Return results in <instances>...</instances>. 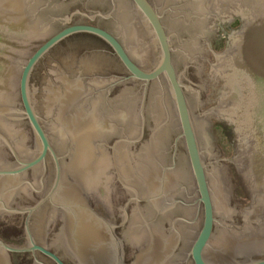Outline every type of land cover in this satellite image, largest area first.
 <instances>
[{
  "label": "water",
  "instance_id": "obj_1",
  "mask_svg": "<svg viewBox=\"0 0 264 264\" xmlns=\"http://www.w3.org/2000/svg\"><path fill=\"white\" fill-rule=\"evenodd\" d=\"M20 16L30 18L22 22ZM236 17L240 27L226 33L222 25L229 27ZM217 25L227 35L221 53L214 51L220 39ZM75 33L106 41L127 69V78L145 83L166 78L203 210L189 253L193 264H264V0H0V202L15 192L12 201L25 205L36 192L46 191L24 209L28 218L47 203L67 210L55 199L63 179L61 166L35 111L29 81L45 54ZM215 122L234 147L230 158L219 156ZM14 149L25 160L38 154L12 168L17 163ZM48 154L49 179L42 177V166L36 167L21 176L29 188L33 184V195L16 192L15 175ZM221 160L236 165L249 197L241 209L232 202L234 183ZM81 194L85 216L101 231L103 223ZM2 208L0 204V213ZM108 232L114 235V227L108 225ZM7 250L23 249L0 239V264H9ZM116 257L115 264H122L120 246Z\"/></svg>",
  "mask_w": 264,
  "mask_h": 264
},
{
  "label": "rangeland",
  "instance_id": "obj_2",
  "mask_svg": "<svg viewBox=\"0 0 264 264\" xmlns=\"http://www.w3.org/2000/svg\"><path fill=\"white\" fill-rule=\"evenodd\" d=\"M240 24L241 19L236 17L228 24L230 28L226 24H223L222 28L226 33L230 34L232 33L231 29L240 27ZM217 28L220 39L218 43L214 44V51L221 53L226 49L227 35L224 34L220 25H217ZM88 67L90 66L85 67L87 69L80 68V64L77 61L74 62L73 68L66 66L64 68L63 65L55 60L49 65L41 62L31 74L29 81V91L35 111L44 126L55 153L59 157L63 178L62 184L65 181L66 184L75 189L79 194V198L77 195L76 197L62 198L59 193L55 198L57 200L56 202L67 205V210L63 211L65 224L67 225L69 222H73L76 228L78 226L95 228L96 231L91 233L79 232L77 237L81 241L87 240L89 242L93 240L96 243L95 245L103 246V248L100 247L103 251L99 254L101 257L99 255L97 256V260L95 257H90L88 258L89 261H80L73 253L74 257L70 255L69 251L63 248V244L58 242L52 244L64 254L71 264H107L104 261L115 264L119 246L124 258L122 264H148L151 251L145 248L141 252V248L148 245L150 239L149 233L155 230L161 239H165L164 243H169L167 239L171 235H174L173 242L169 253L165 255L166 257L163 256L165 258L161 260V263L150 262L149 264H168L166 263L168 262L167 260L170 261L169 264H193L189 253L196 235L202 226L203 210L202 206H199L198 203L196 184L184 140L180 136L181 127L173 96L166 78L160 76L158 79L149 81L148 83L126 80L116 87L117 92L112 97L104 89L98 92L92 91L94 85L102 86L104 79L95 77L96 74L91 75L94 69ZM86 74H90L91 77L87 78ZM65 78L80 80L83 88L85 84L86 90H83L84 93L82 92V95H87L89 98L86 100L88 103L86 110L91 111L95 109L101 119L110 122L112 130H105L101 135L105 143H108L110 146L120 141L114 149L115 153H113L115 157H113V164L117 166V171L113 170L111 174H108V178L110 177L113 180L114 187L117 188L111 199L115 216L122 218L124 213L121 210L125 204L127 208V221L119 231L122 236L117 234L115 230L116 224L111 223L117 239L114 235L111 236L109 232L107 236V231L103 226L101 228L104 229L100 231L98 225H95L97 223H93L91 219L89 221V218L85 216L86 211L83 209L84 203L81 191L86 192L89 190L86 186L89 183L91 184V180H94V177L96 178V174H98L95 180L96 183H99L100 189L105 191L107 184H105V180L99 178L103 167L102 165L106 161L103 157L104 151L101 153V159L95 163L94 156L92 157V154L94 155L92 145L96 142L93 137L88 138L89 140L87 138L83 139L81 143L82 148L76 146L70 137H62L58 131L59 122L56 117V113L58 112L57 103L50 102L48 104L47 102L49 90L63 88L62 79ZM117 94L118 96L116 97ZM84 99L78 106L83 103ZM106 101L109 102L108 105ZM93 102L94 104L96 103V106ZM76 109L74 107L71 113L74 114ZM213 130L217 138V147L220 150L219 156L221 158L232 157L234 155V147L227 137L224 127L215 122L213 123ZM155 139L157 142L158 158L157 161L153 162L151 168L156 167L160 172L166 171L168 175L173 176L176 182L174 189L172 188L171 196H163L162 198L164 202L168 198L170 200H176L175 204L170 203L172 205H169L167 211H158L156 206L153 205L152 201L148 198V187L143 183L141 177L145 171L147 161L148 154H146V149L149 148L151 141L153 142ZM86 155L90 158V161L93 160L92 164L96 168L95 174L90 170V166L87 165L89 163H83L84 158L87 157ZM83 156L85 157L83 158ZM77 159L81 161L76 163L75 160ZM116 159L119 162L118 164H116ZM221 162L228 166L230 176L234 183L232 202L241 209L248 204L249 197L245 194L240 184L236 165L228 160H221ZM78 204L81 205L82 209L78 210L77 208L75 211L72 207L74 205L77 207ZM91 213L93 214V211ZM96 215L99 220L104 221L105 217L101 209L98 210ZM194 217L196 219L193 221ZM175 218L178 220L174 225ZM100 234L104 241L100 240L97 242L96 239L94 241L95 235L99 237ZM67 235L68 237L65 235L67 243L69 242V246L74 250L76 255L82 258L84 254H79L78 250L86 242L81 243L78 240L79 243L77 242V247H75L73 244L76 243L71 242L74 238L70 240L69 233ZM123 244L126 253H124ZM135 250L137 253L135 252L132 255V252ZM125 257L128 259L127 261Z\"/></svg>",
  "mask_w": 264,
  "mask_h": 264
},
{
  "label": "flooded vegetation",
  "instance_id": "obj_3",
  "mask_svg": "<svg viewBox=\"0 0 264 264\" xmlns=\"http://www.w3.org/2000/svg\"><path fill=\"white\" fill-rule=\"evenodd\" d=\"M221 5H222V3H221ZM14 13H16V12H13V14ZM20 18H21V21L23 22V20L25 21L27 18L29 19L30 17L20 16ZM73 24H80V23H73ZM85 24H89V23H85ZM69 25H71V24H69ZM91 25H93V24H91ZM65 26H67V25H65ZM95 26H98V25H95ZM99 27H101V26H99ZM101 28H103V27H101ZM12 29H14V31H15V29H16L15 25ZM103 29H105V28H103ZM105 30H107V29H105ZM107 31H109V30H107ZM111 34H113V33H111ZM52 35L47 37L45 40L50 38ZM126 51H127V49H126ZM127 53H128V51H127ZM54 60L57 61L59 64L63 65L64 68H65V66L68 68H73L74 62H76V61L80 64V68H82V69L87 67V66H90L88 68L94 69L92 71L91 75L96 74L95 77H101L104 79L103 85L102 86L94 85L92 91L98 92V91H101L104 89V90H106L107 94L109 96H112V97L117 92L116 87L120 83H123L126 80L141 81V80H137V79L127 78L128 71L125 68V66L123 65V63L121 62V60L119 59V57L115 54L114 49L106 41H104L102 38H100L94 34H90V33H75V34H72V35L64 38L63 40L58 42L53 48H51L47 54H45V56L37 63L34 70H36V68L40 65L41 62H45L46 65H49ZM87 64H90V65H87ZM85 69H87V68H85ZM34 70H33V72H34ZM86 77L88 78L91 76H90V74H86ZM141 82L145 83L144 81H141ZM85 90H86V87L84 84V91ZM119 92H118V94H119ZM118 94L116 95V97L118 96ZM80 98H81L80 102L85 98L83 103H81V105L83 106V108H86L87 104H88L86 102V100L89 99L88 96L87 95L86 96L80 95ZM21 102H22V100H21ZM106 104L108 105L109 102L106 101ZM94 105L96 106V104H94ZM22 106H23V103H22ZM92 107H93V105H92ZM23 109H24V107H23ZM110 110H113V109H110ZM24 114H25V112H24ZM25 116H26V114H25ZM26 118L28 119L27 116H26ZM28 121H29V119H28ZM29 123H30V121H29ZM107 123L109 124L110 122L107 120ZM30 125H31V123H30ZM31 128H32V126H31ZM32 130H33V128H32ZM111 130H112V127L110 125V129H107V131H111ZM104 131L105 130L101 131V135H102V132H104ZM95 142L98 143L97 145H99L102 148V152L104 151L103 157H104V159H106V161L103 159L105 162L103 163L104 165H102L103 167L101 169V174H100L99 178L102 180H105V184H107V185L105 186L106 187L105 191L103 189H100L99 183H96V181H95L98 177V174H96L97 175L96 178L94 177V180L93 179L91 180V184L89 183V185L86 186L89 190L86 192H83V194H84V196H85V198H86L88 204L90 205V208L94 214L98 213V210L101 209L103 216L105 218H104V221L103 220H100V221H101V223L104 224V225L103 224L102 225L106 229V231H107V226L108 225L112 226L111 223L113 222L116 224L115 230H116L117 234L122 236V234H120L119 231H120V228H122L127 221V215H126L127 208H126V204H125L121 210L124 213V216L122 218H118L115 216L114 209L112 208V205H111V199H112L113 193H115L114 191L117 190V188L114 187L113 180L110 179V177L108 178V174H111L113 170L117 171V169H116L117 166L115 164H113V162H114L113 153H114L115 147L118 145V143L120 141L109 146L108 143H105L104 138L103 137L101 138V136H100V137L95 139ZM12 152H13V155H14L16 162H17L16 165L13 166L12 168L22 167L23 165L20 161L29 162L32 159H34L38 154V152H37L31 159L25 160V159L20 158V156H18L15 149H14V151L12 150ZM84 157L85 156H83V158ZM48 161H49V154L47 155V157L45 158L44 161H42L38 164H35L33 166L27 167L26 169L21 171L19 174L15 175L16 177H19L18 186L15 189V191L17 192L19 190H26L27 192L30 191V194L33 195V189H32L33 184L28 181L31 185V188H29L26 185L25 180H21V176L26 174L27 171H30L32 169H35L36 167L42 166L43 167L42 168V177H44V179L46 177H48V179H49L51 161L50 162H48ZM75 161H76V163H78V161L80 162L81 160L77 159ZM115 161H116V164L119 163L117 159ZM86 162L89 163L87 165L90 166V168H91L90 170L93 171L95 174L96 173V171H95L96 168L94 167L95 165L93 166L92 161H90L89 157L84 158L83 163H86ZM109 176H111V175H109ZM100 191H102V192H100ZM45 193H46V191L45 192L42 191L40 193L36 192V197L35 198L32 197L30 202L26 203L25 205H18L12 201L15 194H16L15 192L10 199H8L7 201L3 200V202H0V204L2 206L4 205V207H5V209L2 208V212L0 213V239L5 244H7L8 246L23 249L20 251L7 250L8 255H9V264H58L54 258H52L48 254L43 252L41 248L46 249V250L50 251L51 253L55 254L64 264H71L67 260V258L64 256V254H62L61 251L59 249H57L52 244V243H56V242L63 244V248L66 249L67 251H69L70 255L73 256V254H74V256L76 258L80 259V261H89L88 258H90V257H95L97 260V258H98L97 256L103 251V249L101 250V248H103V246L102 245H95L96 243H94L93 240H90L89 242L87 240L86 241L85 240L84 241L79 240L81 243L86 242L85 244L81 245L79 250H78L79 254L80 253L84 254L83 257L81 255L82 258H79L76 255V253L74 252V250L69 246L70 244H68L69 242L67 243L66 237H65V235L68 237L67 231L65 228V225H66L65 224V216H64L63 210L61 208L55 206L52 203H47L42 208L36 209L31 214V216L28 218L29 212L25 211L24 209L31 207V206H34L45 195ZM175 201L176 200H172V203L175 204ZM198 203H199V206H202L201 203L199 202V194H198ZM174 204H173V206H174ZM96 218H97V215H96ZM195 219H196V217L193 218V221ZM177 220L178 219L175 218V221L173 222L174 225L176 224ZM66 221H67V219H66ZM27 222H28V227L26 226ZM214 226H215V224H214ZM214 226H213V232H214ZM213 232H212V236H213ZM95 239L97 240V242L100 240L104 241L101 234L99 237H98V235L97 236L95 235L94 241H96ZM211 239H212V237H211ZM136 247L138 248V246H136ZM123 250H124V253H126V250L124 248V244H123ZM137 251H138V249H137ZM137 251L136 250L133 251L132 255L135 252L137 253ZM99 257H101V256L99 255ZM134 257H136V255H134ZM125 260L127 261L128 259H126V257H125ZM100 261H101V258H100ZM167 261L168 262H166V263L169 264L170 261L169 260H167ZM104 262L107 264H110L109 261H104Z\"/></svg>",
  "mask_w": 264,
  "mask_h": 264
},
{
  "label": "bare ground",
  "instance_id": "obj_4",
  "mask_svg": "<svg viewBox=\"0 0 264 264\" xmlns=\"http://www.w3.org/2000/svg\"><path fill=\"white\" fill-rule=\"evenodd\" d=\"M62 80L64 85L63 88L50 89L47 96V102L48 104L50 102L57 103L58 112L56 113V117L59 122L58 131L61 136L64 138L70 137V139L76 146H80L82 148L81 143L83 142V139L87 138V140H89L88 138L93 137L94 139H96L100 137L101 131L110 129V123L108 124L107 120L101 119L95 109L87 111L86 108H83L81 104L78 106L81 99L80 95H82V92L84 90L82 82L80 80H70L66 78ZM74 107L77 109L73 114L71 113V110ZM97 144L98 143H94V146L91 144L94 149V155L92 154V157L94 156L95 163L98 162L102 157L101 147ZM146 151V154L148 155L145 171L143 172V176H141L142 181L148 187V198L152 201L153 205L156 206L158 211H167L170 203H172V200L168 198L166 199V202H164L162 198L163 196H171L172 188L174 189L176 182L174 181L173 176L168 175L166 171L160 172L156 167L151 168L153 162L157 161L158 158L156 139L153 142L151 141L150 146L148 149H146ZM59 193L62 198H70L72 196L76 197V195L79 198L78 192L75 189L71 188L68 184H66L65 181L61 185ZM57 196L58 195H56V197ZM72 208L75 211L77 210V208L78 210L82 209L80 204H78L77 207L74 205ZM66 229L67 233H69L70 235V240L74 238L71 240V242L73 241V243H76L73 244L75 247H77L76 245L79 243V239L77 237L79 235V232L91 233L93 231H96L95 228H90L89 226H78L76 228V226L73 225V222H69V224L66 225ZM149 235L150 239L148 245L146 247H142L141 252L145 248L151 251V256L149 258L148 264L150 262L161 263V260L166 257L165 255H167V253H169V250L171 249L173 242L172 239L174 235H171L170 238L167 239L169 243H164L165 239H161L160 235L155 230L152 231V233H149Z\"/></svg>",
  "mask_w": 264,
  "mask_h": 264
}]
</instances>
